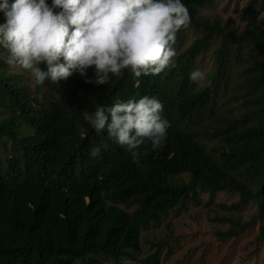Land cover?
<instances>
[{
    "label": "trees",
    "instance_id": "trees-1",
    "mask_svg": "<svg viewBox=\"0 0 264 264\" xmlns=\"http://www.w3.org/2000/svg\"><path fill=\"white\" fill-rule=\"evenodd\" d=\"M214 1L184 0L191 22L176 34L175 67L156 75L123 70L95 85L73 74L30 88L27 71L9 66L0 49V264L133 262L142 230L199 201L200 192L237 194L232 207L219 205L225 210L255 202L254 220L264 222V29L257 0L241 32L231 19L223 25L202 13ZM208 55L212 70L202 84L190 81ZM143 95L162 102L169 127L158 149L139 146L137 166L80 113ZM217 221L232 226L220 240L252 225ZM161 250L140 263L161 264Z\"/></svg>",
    "mask_w": 264,
    "mask_h": 264
},
{
    "label": "clouds",
    "instance_id": "clouds-1",
    "mask_svg": "<svg viewBox=\"0 0 264 264\" xmlns=\"http://www.w3.org/2000/svg\"><path fill=\"white\" fill-rule=\"evenodd\" d=\"M0 14L5 62L26 70L39 86L73 74L95 85L107 84L123 70L137 78L159 74L175 67L176 34L191 22L184 0H0ZM205 78L198 67L189 73L192 82ZM163 107L155 95H143L98 104L80 115L140 166L139 146L148 141L155 150L166 140ZM98 152L99 147L90 149L91 156Z\"/></svg>",
    "mask_w": 264,
    "mask_h": 264
},
{
    "label": "rangeland",
    "instance_id": "rangeland-1",
    "mask_svg": "<svg viewBox=\"0 0 264 264\" xmlns=\"http://www.w3.org/2000/svg\"><path fill=\"white\" fill-rule=\"evenodd\" d=\"M253 0H215L202 13L211 19L217 18L224 25L231 19L234 27L241 32L246 10ZM258 12L255 21L264 29V0H257ZM192 33H188L189 40ZM205 75L212 70L211 56L208 55L199 64ZM16 71L13 68L10 72ZM27 84L33 88V81L24 72ZM203 82V81H202ZM202 82L200 84H202ZM44 91H49L44 87ZM235 112L238 110L234 104ZM182 179L188 182L189 176ZM239 202L235 193L220 192L215 195L200 192L199 201L189 203L179 212H172L159 222L152 221L141 232L142 251L136 254L135 261L123 264H141L140 260L161 250V264H264V237H260V228L264 222L254 220L257 204L250 202L238 209L225 210L219 205L232 207ZM131 211V210H129ZM218 218H232L241 223L252 222L249 229L237 237L219 239V233L231 229V224L219 222ZM160 245V246H159ZM107 264H113L107 261Z\"/></svg>",
    "mask_w": 264,
    "mask_h": 264
}]
</instances>
